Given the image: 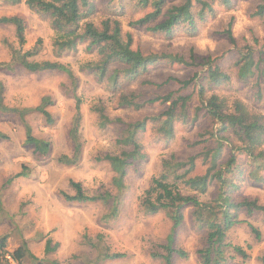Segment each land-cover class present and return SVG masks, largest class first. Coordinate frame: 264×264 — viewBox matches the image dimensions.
I'll list each match as a JSON object with an SVG mask.
<instances>
[{
  "label": "rangeland",
  "instance_id": "obj_1",
  "mask_svg": "<svg viewBox=\"0 0 264 264\" xmlns=\"http://www.w3.org/2000/svg\"><path fill=\"white\" fill-rule=\"evenodd\" d=\"M185 1L173 0L166 7L184 4ZM96 3V12L90 20L99 24L118 11L120 15L117 18L122 22L124 32L131 33L135 49L145 53L176 54L184 57L188 64H191L192 54L198 63H202L203 58H213L223 71L231 75V81L219 87L205 82L207 95L225 98L229 105L240 100L252 113L264 114V102L257 98L258 88L253 82L241 81L235 67L244 49L251 48L256 56L264 51V15H254L264 0H231L230 5L215 3L216 16L201 24L197 36L191 37L182 31L173 39L154 35L147 27H131L129 23L132 20L144 15L141 11L129 9L122 13L115 9V4L108 5L107 0H96ZM5 16H18L26 26V43L21 46L15 27L0 25V134L6 136L0 138V191L3 201L0 237H7L8 254L26 244L33 257L27 254L20 264H165L152 254L163 253L161 246L166 244L172 223L165 213L146 215L141 199L153 178L163 171L165 160L172 156L180 161L186 160L202 151L203 144L197 142L209 138L205 132L212 127V122L204 117L192 126L178 124L176 137L170 142L160 139L155 131L158 123L150 122L146 132L138 135L145 158L129 169L122 192L114 185L115 173L104 158L120 154L125 149L118 143L125 124L157 116L168 107V104L156 103L141 109L122 108L118 105L121 93L135 92L139 102L169 92L196 96L193 87L180 90L178 83L167 80L170 77L186 80L195 73L202 75L207 66L161 65L131 82L121 78L117 87L111 76L122 66L113 65L109 75L99 80L80 71L81 64L96 58L87 52L86 45L58 57L53 47L56 33L50 20L31 11L25 3L10 6L1 2L0 18ZM230 22H233L235 44L225 34ZM39 41L41 44L38 46ZM12 48L36 51L29 57L30 61H59L70 67L76 77L75 83L63 72L30 73L20 65L2 66L11 61ZM97 106H103L112 120L105 128L99 126ZM79 115L77 130L81 153L72 165L65 159L62 162L61 158L74 156L76 143L71 133ZM27 125L36 138L50 143L47 156L35 155L34 147L27 143ZM238 161L245 166L246 172L234 194L235 199L237 202L257 199L264 204V183L254 182L250 177L251 170L245 155L239 156ZM205 168V165L198 164L195 171L203 173ZM23 170L26 177L15 178L6 185L10 178ZM262 175L263 171L259 173ZM71 180L80 182L88 196H99L105 192H110L113 198L117 196V214L112 215L114 199L110 203L68 202L63 193L75 195ZM217 193L216 182L201 199L212 200ZM185 214L177 246L187 250L190 256L188 259L174 256L173 260L175 264H199L197 251L203 246L206 232L193 223L190 209ZM239 218L245 223L235 226L229 233V239L245 248L250 258L237 257L230 264H261L258 257L264 255V214L254 212L249 215L242 211ZM250 224L260 231L259 240ZM48 242L52 249L56 248L49 253L46 251ZM114 254L121 256L111 258ZM10 258L11 264H18Z\"/></svg>",
  "mask_w": 264,
  "mask_h": 264
},
{
  "label": "trees",
  "instance_id": "obj_2",
  "mask_svg": "<svg viewBox=\"0 0 264 264\" xmlns=\"http://www.w3.org/2000/svg\"><path fill=\"white\" fill-rule=\"evenodd\" d=\"M108 5L115 4V9L129 11L135 9L144 13L143 16L132 20L131 27L143 28L154 35L173 39L180 32L195 37L199 33L202 23L216 16L215 3L230 5L231 0H186L184 4L166 7L173 0H107ZM10 6L25 3L27 7L49 19L52 29L56 33L53 47L58 57L76 52L81 45H86L89 54L96 55L94 60L80 65V71L96 76L99 80L109 75L113 65H120L111 76L114 84L120 86V79L131 82L147 74L151 68L161 65H187L184 57L168 52L145 53L140 49L133 48V37L131 33L124 32L122 22L117 18L118 11L103 19L99 24L90 20L97 9L96 0H0ZM126 6V8H125ZM255 16L264 15V4L258 6ZM230 22L225 34L232 44L236 43ZM0 25L13 26L21 46L25 45L26 26L22 18L18 16L1 17ZM41 41L38 42V46ZM36 51L24 52L22 49L12 48L11 61L2 66H22L30 73L44 71H58L65 73L74 83L76 81L73 70L59 61L37 62L30 61L29 57ZM194 54L191 55V64L206 67V71L199 75L195 73L191 78L179 80L173 77L167 82H175L181 89L193 87L194 94L182 95L178 92H169L159 95L154 99L139 102L135 92L121 93L118 105L122 108L141 109L145 105L156 103L168 104L167 109L161 114L146 117L142 121L125 124L122 129L118 143L125 149L116 155H106L107 161L114 173L113 183L119 192L125 189V179L129 169L140 159L145 158L142 153V144L138 138L140 133H145L150 122L158 123L155 131L157 136L165 142H170L176 137L178 124L194 125L204 117L212 122V127L205 134L209 135L207 140H198L203 144V149L198 154L179 160L172 156L164 161L163 171L159 176L153 178L151 186L145 191L141 199L142 210L146 215L153 216L165 213L169 217L172 228L167 237L166 244L161 248L163 253L153 252L152 257L161 258L165 264H175L173 257L188 259L190 254L187 250L177 246L179 230L185 222V212L190 209L193 223L206 232L203 246L198 249L199 264H230L234 259L240 257L244 260L250 258L247 250L240 245L234 244L229 239L230 231L237 225L245 223L239 218L243 211L249 215L254 212L264 214V204L257 199H245L237 202L234 197L239 190L240 182L244 179L245 166L241 165L238 157L245 155L250 177L254 182L264 183V114L252 113L248 106L240 100L229 105L225 98L216 94L207 95L205 82L212 87H219L231 81V75L222 70L211 58L201 59L198 63ZM235 67L241 81L253 82L257 89V98L264 102V51L258 56L251 48L244 49ZM119 91V90H118ZM96 112L99 126L107 127L112 120L105 112L103 106H97ZM77 110H80L78 101ZM44 115L49 117L47 112ZM80 115L76 119V126L71 133L75 141V153L72 158L62 157L61 161L74 164L81 153V144L78 137L77 126ZM27 143L34 147V153L38 156H47L50 151V143L46 140L36 138L32 134L29 125L26 126ZM0 134V138L4 139ZM228 155V158L226 157ZM224 159V161H222ZM198 164L205 165L203 173L195 170ZM247 165V164H246ZM247 165V166H248ZM195 173V174H194ZM26 177L27 173H21L10 178L6 185H10L15 178ZM217 182L218 193L215 198L201 199L207 195L212 184ZM75 195L63 193L68 202H104L110 203L113 199L112 215L117 214V196L113 198L110 192L99 196H88L80 182L70 181ZM183 186L184 188H181ZM184 190L188 192L185 193ZM3 209L2 195L0 191V210ZM253 234L259 240L260 231L250 224ZM7 237H0L1 264H11L8 256L20 264L28 254L33 257L26 244H23L11 255L6 250ZM56 249V248H54ZM54 249L47 244V252ZM120 254H114L111 258H118ZM264 264V255L258 257Z\"/></svg>",
  "mask_w": 264,
  "mask_h": 264
},
{
  "label": "built area",
  "instance_id": "obj_3",
  "mask_svg": "<svg viewBox=\"0 0 264 264\" xmlns=\"http://www.w3.org/2000/svg\"><path fill=\"white\" fill-rule=\"evenodd\" d=\"M8 258L11 260L10 256H8Z\"/></svg>",
  "mask_w": 264,
  "mask_h": 264
}]
</instances>
